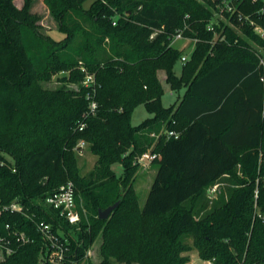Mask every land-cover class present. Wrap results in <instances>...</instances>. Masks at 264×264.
Returning a JSON list of instances; mask_svg holds the SVG:
<instances>
[{"label": "trees", "instance_id": "16d2710c", "mask_svg": "<svg viewBox=\"0 0 264 264\" xmlns=\"http://www.w3.org/2000/svg\"><path fill=\"white\" fill-rule=\"evenodd\" d=\"M87 1L44 0L64 34L57 41L41 31L32 0L21 8L0 0V205L19 201L27 213L3 211L0 236L32 239L14 243L0 264H51L37 223L69 235L72 227L42 204L69 181L82 222L63 264H94L85 259L99 232L98 264H187L185 236L213 264H264V39L250 24L264 29V0H94L88 9ZM220 2H236L229 19L242 35L228 29L213 40ZM179 30L197 42L177 76ZM159 71L172 90L186 89L178 104L163 106ZM59 74L61 87L44 86ZM141 104L153 116L134 126ZM82 140L97 157L86 176ZM149 151L158 171L141 208L132 181ZM226 182L227 191L208 197ZM118 201L101 220L99 211Z\"/></svg>", "mask_w": 264, "mask_h": 264}, {"label": "rangeland", "instance_id": "374dc122", "mask_svg": "<svg viewBox=\"0 0 264 264\" xmlns=\"http://www.w3.org/2000/svg\"><path fill=\"white\" fill-rule=\"evenodd\" d=\"M25 0H15L16 5L21 8L24 5ZM94 2V0H88L85 4V8H90V5ZM103 2L106 3L105 0ZM234 5L237 6L236 2H234ZM232 4L228 5L227 7L224 6V3L221 2L217 4L215 8H213L214 17L216 18V21H212L209 25V28L212 29V23L216 24L218 28L220 29L219 32L214 31V41H222L225 39L224 36H222V32L224 30L227 32L228 29H231L235 31L237 34L242 35L243 32L240 29L239 26H236L232 21H230V16L233 14V12L236 10V6ZM232 8V10L230 9ZM31 10L33 13L39 15L40 17V25H41V31L43 33L50 34L55 40L59 41L64 38V34L59 31V24L51 17L50 12L47 8V6L44 3V0H32L31 3ZM227 13H230L229 16H227ZM242 12H239V16H241ZM223 24V25H222ZM252 24V22L250 23ZM252 26V25H251ZM227 28V29H226ZM254 29V26H253ZM174 47L178 49L180 52H182L183 56L187 55L188 59L192 55L194 51V44L190 43L189 39L183 38L173 41ZM182 66L183 62L180 59L176 66H175V72L177 76H180L182 73ZM64 75L59 74L55 77H53L52 81L49 83H45L44 86L49 89H57L62 86V82L60 78H62ZM164 73H160L161 83L163 84L164 88V94L162 96V103L163 106L168 108L174 105L179 98H182L184 96V89H181L179 91L172 90L170 85L166 83L164 78ZM76 88L75 86H73ZM153 115L147 110V108L144 105L137 106L131 115V123L134 126L140 125L143 121L146 119L152 117ZM97 161V157L92 154V152L88 148V144L86 148L84 149V152L79 155L78 154V164L81 169V174L83 176L88 175L95 167ZM113 169L117 174H121L122 167L120 163H117L113 166ZM158 171V165H153L152 163L149 165H142L140 164L139 170L137 171L135 177L133 178V186L136 195L139 199V205L141 208H144L150 188L155 180L156 174ZM229 183L226 182L222 184H216L213 187L208 189V197L211 199H215L219 196L221 190H226L229 187ZM85 215V214H84ZM74 234V232H72ZM102 233L99 232L98 235L95 237L93 243L90 246V249L86 255L85 260H89L90 262L94 264H98L102 257L100 254V248L102 245ZM184 244L187 246V251L183 254L188 259L187 264H213L210 261L203 260L199 252L195 246V239L192 236H185L183 240ZM120 264V263H119Z\"/></svg>", "mask_w": 264, "mask_h": 264}, {"label": "built area", "instance_id": "2783aa9c", "mask_svg": "<svg viewBox=\"0 0 264 264\" xmlns=\"http://www.w3.org/2000/svg\"><path fill=\"white\" fill-rule=\"evenodd\" d=\"M227 7L230 3L225 4ZM232 10V8L230 7ZM117 24L116 20L113 21V25ZM254 26V31L259 34L262 39H264V29L258 25ZM184 34L183 30L177 31L174 40L183 39ZM194 45L196 44V39H189ZM182 62H186L188 60V56L184 55L182 57ZM263 62V61H262ZM83 71L86 73L83 84L85 87H93L96 83L95 76L87 73L85 69ZM98 107L96 102L91 103V109L96 110ZM84 124L81 125L80 130H83ZM168 138L175 137L178 138L179 133L170 131L167 133ZM87 143L82 140L76 147V151L79 155L84 152ZM156 158L155 154H152L150 151L143 154L138 162L142 165H149ZM256 197H258V191H256ZM45 207L53 210L58 217L70 225L72 228L69 231V235H66V232L61 228L59 233L57 234L54 231L53 225L46 223L44 221H40L37 223V230L41 234L43 239V250H42V258L46 263L51 264H63L66 262L68 255L71 250L70 246V236L77 239L76 230H79L80 224L82 222V212L77 203V193L76 188L73 182L69 181L66 184L60 186L53 193L49 194L45 197L44 202H42ZM3 211H10L12 213H21L27 216L25 208L23 204L19 201H14L10 205L1 206L0 205V214ZM85 212V211H83ZM9 228V226H7ZM74 232V234L72 233ZM65 234V235H64ZM28 242H32V239L28 237L23 232H11L9 236H0V261L6 260L8 257L12 256L16 249L13 244H26Z\"/></svg>", "mask_w": 264, "mask_h": 264}, {"label": "water", "instance_id": "95a60500", "mask_svg": "<svg viewBox=\"0 0 264 264\" xmlns=\"http://www.w3.org/2000/svg\"><path fill=\"white\" fill-rule=\"evenodd\" d=\"M121 204V201L116 202L115 204H113L112 206L108 207L105 210H100L99 211V218L101 220H107L111 214L119 207V205Z\"/></svg>", "mask_w": 264, "mask_h": 264}, {"label": "crops", "instance_id": "0c3cea01", "mask_svg": "<svg viewBox=\"0 0 264 264\" xmlns=\"http://www.w3.org/2000/svg\"><path fill=\"white\" fill-rule=\"evenodd\" d=\"M190 43L193 44L191 41H190ZM183 64H184V62H183ZM161 72L164 73L165 76H164L163 79L166 81L167 75H166L165 71H159V72H158V77H159V79L161 80V78H160V73H161ZM161 81H162V80H161ZM166 83H167V82H166ZM162 85H163V84H162ZM183 89H184V91L186 92V89H185V88H183ZM185 92H184V94H185ZM182 98H183V97H182ZM182 98H179V100H178L175 104H178V103L181 101Z\"/></svg>", "mask_w": 264, "mask_h": 264}]
</instances>
